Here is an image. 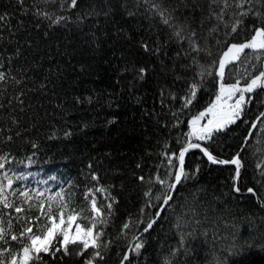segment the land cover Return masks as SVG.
Masks as SVG:
<instances>
[{"label": "trees", "instance_id": "1", "mask_svg": "<svg viewBox=\"0 0 264 264\" xmlns=\"http://www.w3.org/2000/svg\"><path fill=\"white\" fill-rule=\"evenodd\" d=\"M120 2L77 0L75 8L62 9L60 0L55 4L26 0L23 7L18 0H0V15L8 17L0 22V72L5 76L0 81V153H10L13 163L8 166L28 175L19 183L53 192L60 187L76 191L74 207L83 203L90 163L101 184L114 180L117 218L105 239L116 236L129 213L133 221L141 219L146 187L137 177L155 173L165 141L178 153L177 134L188 131L187 120L207 107L217 90L215 81L207 83L191 112L181 114L182 123L173 128L172 111L182 101L173 102L169 94L183 95L187 85L175 78L184 74L181 65L186 61L177 57L176 43L164 47L168 29L159 17L145 18L143 9L133 7L138 0ZM37 8L66 15L69 22L50 25L33 15ZM127 11L136 14L129 17ZM96 12L99 15L90 14ZM254 19L250 16L245 24L250 26ZM239 31L238 40L229 42H244L245 29ZM145 41L153 48L161 44L166 55L146 52L141 46ZM223 50L214 52L218 55ZM140 67L147 70L143 81L137 79ZM257 96L264 99V89ZM249 109L245 119L252 120L264 104L257 99ZM249 127L250 123L238 121L219 135L210 150L218 159L231 160ZM262 131L264 124L252 144L259 143ZM241 155L245 166L234 179V166L210 165L199 150H191L186 169L194 173L199 164L200 171L178 190L162 218L144 234L145 247L140 254H132V264H161L173 250L180 253L172 258L178 264H264V186L256 170V162L264 155L254 156L251 144ZM97 195L98 201L103 200ZM194 202L198 212L191 213L189 206ZM155 211L149 209L145 223L139 229L134 224L127 238L116 242L105 264H120L133 234L143 231ZM31 214L37 215L38 210ZM178 214L194 217L182 230L183 238L175 227ZM10 243L19 248L16 242ZM63 264H74V258L66 257Z\"/></svg>", "mask_w": 264, "mask_h": 264}, {"label": "snow or ice", "instance_id": "2", "mask_svg": "<svg viewBox=\"0 0 264 264\" xmlns=\"http://www.w3.org/2000/svg\"><path fill=\"white\" fill-rule=\"evenodd\" d=\"M18 2L23 7L26 0ZM42 2L55 4L57 0ZM129 3L132 4V0ZM76 6L77 0H71L70 4L60 0L62 9ZM120 6L124 7L122 2ZM133 7L143 9L147 14L145 18L153 21L156 17L160 18L168 29L164 47L176 43L180 49L177 57L182 56L186 61L181 65L184 74L175 78L183 80L187 85L183 95L178 92L169 94L173 102L182 101L180 108L172 111L175 118L172 127H178L182 123L179 116L186 110L191 112L198 93L213 81L217 89L214 99L202 111L191 115L187 120L186 133L177 134L176 144L180 145L178 153L171 150L170 144L165 141L163 151L160 152L163 159L154 165L155 173L137 177L146 187L143 192L145 201L140 208L141 219L133 221L129 213L124 218L120 231L112 239L105 237L108 235L107 229L117 218L114 205L118 204V199L112 195L116 187L114 180L101 184V176L91 171L93 165L90 163V181L85 185L83 203L74 207L76 191L68 192L60 187L53 192L47 188L19 183L27 180L28 175L8 166L13 163L10 153H0V264H47L45 257L59 261L60 264H63L66 257L74 258V264H105L116 242L121 238L126 239L134 224L139 229L145 223L143 217L148 215L149 209L156 210L154 217L143 227V233L133 234L134 244L129 242L128 249L123 252L120 264H132V254H140L145 247L144 234L149 233L162 218L178 190L184 188L186 182L200 171L199 164H196L194 173L186 169V156L191 150H199L212 164L234 165V179L240 177L241 168L245 166L242 164L241 152L249 148L250 144L254 156L264 155V131L259 133V143L252 144L259 126L264 124V111L259 112L255 119H245L250 110L249 105L257 99L264 104V99L257 96L258 90L264 89V0H138ZM110 10L104 14L109 15ZM24 11L27 13L28 9L25 8ZM90 14L99 15L98 12ZM135 14L127 11L129 17ZM33 15L47 20L50 25L69 22L66 15H56L39 8ZM250 16L255 19L249 26L245 24V20ZM7 19V16L0 15V22ZM242 28L245 29L244 42H229L230 39L238 40L239 29ZM157 39L159 40V36ZM141 46L146 52H163L166 55L164 47L159 43L153 48L145 41ZM221 48L226 50L217 55L214 49ZM161 64L164 70L163 62ZM146 72L144 67H140L137 79L143 81ZM188 73H191L190 77ZM4 79V73L0 72V81ZM161 95L164 96L163 90ZM238 121L250 123L243 138L241 152H237L231 160L218 159L210 150L211 144L215 143L221 133L228 131L230 126L237 125ZM15 122L14 120L13 123ZM16 135L20 136V133L17 132ZM7 139L11 141L12 137ZM35 147L33 144V148ZM137 167L140 168L141 165L137 164ZM256 170L262 178L261 185L264 186V159L256 162ZM92 182H96L95 185L89 186ZM234 190L240 189L235 187ZM247 191L254 193L253 188H248ZM97 194L103 200L98 201ZM33 210H38V214L32 215ZM189 212H198V202L189 206ZM193 218L178 214L175 227L180 230L181 238L182 230ZM10 242H16L19 248ZM182 243L187 247V242L183 239ZM179 255L178 251L173 250L162 259L161 264H178L172 258Z\"/></svg>", "mask_w": 264, "mask_h": 264}, {"label": "water", "instance_id": "3", "mask_svg": "<svg viewBox=\"0 0 264 264\" xmlns=\"http://www.w3.org/2000/svg\"><path fill=\"white\" fill-rule=\"evenodd\" d=\"M264 111V110H263ZM239 152H241V149H240V151ZM206 158V157H205ZM206 160H207V158H206ZM207 162L210 164V165H214V166H234V165H219V164H212V163H210L208 160H207ZM235 167V166H234ZM140 233H143V231L142 232H140ZM133 244H134V241H131ZM129 247V246H128ZM128 249V248H127ZM126 249V250H127Z\"/></svg>", "mask_w": 264, "mask_h": 264}]
</instances>
